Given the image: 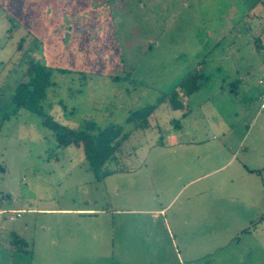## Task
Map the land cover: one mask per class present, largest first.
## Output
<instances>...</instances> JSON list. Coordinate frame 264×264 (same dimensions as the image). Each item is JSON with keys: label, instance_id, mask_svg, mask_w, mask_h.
<instances>
[{"label": "rangeland", "instance_id": "374dc122", "mask_svg": "<svg viewBox=\"0 0 264 264\" xmlns=\"http://www.w3.org/2000/svg\"><path fill=\"white\" fill-rule=\"evenodd\" d=\"M263 31L264 0H0V264H264L257 208L224 191L234 178L264 197V174L239 168L264 165ZM27 62L69 69L44 101L58 122L129 133L130 155L102 169L125 170L96 179L82 148L16 112ZM194 69L207 78L188 93ZM152 106L138 128L133 112ZM179 140L196 143L167 146Z\"/></svg>", "mask_w": 264, "mask_h": 264}, {"label": "trees", "instance_id": "16d2710c", "mask_svg": "<svg viewBox=\"0 0 264 264\" xmlns=\"http://www.w3.org/2000/svg\"><path fill=\"white\" fill-rule=\"evenodd\" d=\"M55 71L60 73L68 72V68H60L53 66H46L34 62H27V68L23 72V76L11 98L15 103L16 112L21 109L30 110L38 114L42 118V124L53 130L56 141L59 147H67L74 145L80 147L84 151V157L88 162V168L95 174L96 179L104 178L109 174L117 171L125 170V168H116L112 171L102 170L103 166L108 160H121L122 157H128L131 152L123 153L125 142L129 138V133L123 131V128L117 125H108L100 127L93 121H85L82 127L72 128L65 124L58 122L54 117L45 111L44 101L47 98V89L55 82L53 74ZM203 74L193 70L185 76L180 83V87L188 93L194 92L200 87L202 82L198 81ZM207 76L201 78L204 80ZM187 86V87H186ZM177 94L169 98L170 104L173 108L181 107L177 101ZM169 97L168 94L165 96ZM161 99L165 102L168 99ZM155 107L149 109H139L133 113L137 116L139 121L137 127L143 130L149 128L148 117L153 113ZM8 117V116H6ZM134 117H128V121L135 120Z\"/></svg>", "mask_w": 264, "mask_h": 264}, {"label": "crops", "instance_id": "0c3cea01", "mask_svg": "<svg viewBox=\"0 0 264 264\" xmlns=\"http://www.w3.org/2000/svg\"><path fill=\"white\" fill-rule=\"evenodd\" d=\"M254 8H256V6ZM216 28H217V26H205V28L203 29V31H205L206 37H207L206 38L207 39L206 40L207 43L205 44L206 50H209L210 48H212V49H210V51L211 50H213V51L216 50L215 49L216 46H217V43H215L216 42ZM218 28H219L218 32H220V31L224 32L225 30L231 31L232 26H223V27L222 26H218ZM250 29H252V28H250ZM263 34L264 33L256 35V36L260 35V41H263V39H264L263 38ZM218 37L221 38V36H218ZM197 69H199V67H197ZM260 83H264V82L260 81ZM222 90H223V88L220 89L219 92H221ZM224 92L225 91H223V93ZM260 98L262 100L261 108H263L264 107V93H262L260 95ZM183 104H184V102L182 100V105H181V107H179V109H182V108L184 109ZM183 113H184L183 114V116H184L185 113H186L185 109H184ZM153 115H154V111L148 117L149 128L154 126L153 125V117H154ZM223 119L220 121V123L222 124L221 126L224 125V126H226L225 128H228L227 126H229V125ZM247 136L248 135H245V138ZM194 143H196L195 140H187V141L186 140H179V141H176L173 144H169L167 146H170V145H192ZM175 154H177V153H175ZM235 155H237V153H232V155H231V157H230V159H229L227 164L232 163V162L237 160V157ZM181 158L182 159H186V158H191V157H189L187 154H183ZM214 158L216 159L217 157H215V156L214 157H210V159H214ZM241 163L243 164L242 167L236 166L234 168L235 170H237L238 167H239L241 169V171H240L241 174H243L245 176H248L249 174H256L258 176L260 175V177L263 176V174H264V165L251 166V165H247L246 163H244V161H242ZM231 180L234 181V183H230V186L224 187V191L226 192V194H229V196L232 197V199H229L228 202H230L234 206H238V207H242V208H247V207L253 208V209L257 208L258 216H257V219L255 221H256V223L259 224L260 231L258 232V235L260 236V239L262 240V243L264 245V197L262 198V196H260L259 200L256 199L255 201L253 200L254 198H252V200L249 199V188H250V190L252 192H254L253 189H252V187L254 188V186L250 185L249 183L236 184L234 178H232ZM256 186H258V185H256ZM262 186H263V191H264V184H262ZM17 216H19L18 213H17ZM243 231L244 232H248V231H250V228L249 227L245 228ZM162 258L164 259V262H162L161 264H168V263H166L167 259L165 257H162ZM186 258H187L186 261L188 262V264H192V263L196 262L195 257H192L191 254H187ZM186 261L183 260V257L181 255L180 256L178 255V259H177L178 264H187ZM154 263L155 264L156 263L160 264L159 261L156 259V257L154 259Z\"/></svg>", "mask_w": 264, "mask_h": 264}, {"label": "built area", "instance_id": "2783aa9c", "mask_svg": "<svg viewBox=\"0 0 264 264\" xmlns=\"http://www.w3.org/2000/svg\"><path fill=\"white\" fill-rule=\"evenodd\" d=\"M18 215H20V213H18Z\"/></svg>", "mask_w": 264, "mask_h": 264}]
</instances>
